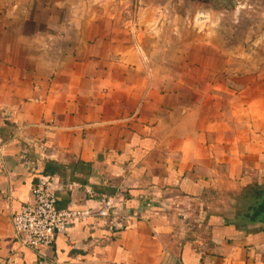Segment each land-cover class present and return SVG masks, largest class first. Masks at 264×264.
<instances>
[{
  "label": "crops",
  "instance_id": "0c3cea01",
  "mask_svg": "<svg viewBox=\"0 0 264 264\" xmlns=\"http://www.w3.org/2000/svg\"><path fill=\"white\" fill-rule=\"evenodd\" d=\"M83 1L0 0V264H264V221H247L264 196V0H236L235 30L245 8L262 20L248 46L189 43L177 75L152 17L120 25L116 0ZM41 180L59 209L110 216L20 247L12 219Z\"/></svg>",
  "mask_w": 264,
  "mask_h": 264
},
{
  "label": "rangeland",
  "instance_id": "374dc122",
  "mask_svg": "<svg viewBox=\"0 0 264 264\" xmlns=\"http://www.w3.org/2000/svg\"><path fill=\"white\" fill-rule=\"evenodd\" d=\"M82 4L84 8L89 6L87 0H84ZM112 7L115 10L125 9L127 11L124 12L125 16H120V14L115 16V22L120 25L130 22L131 26L137 27L140 21L143 24L146 19L152 17L156 29H162L158 32L159 38L157 39L161 38L160 41L165 43L164 50L162 49L157 56L162 57L163 51V53L175 57L173 63L163 65L165 66L163 68L165 72H171L175 75L187 72V56L190 52V50L188 52L189 43L202 42L212 39V37L218 40L220 33L222 38L227 40V50L234 51L235 46L242 41L246 42L247 46L249 45L251 33L247 30V27L251 23H262L258 14H255L249 8H245L243 15L239 17L240 19L243 18V22H239L243 25V28L235 30L237 27L234 21L235 12L218 8L211 0H116L108 8ZM140 7L142 9L148 8L149 12H143L140 16ZM236 7H240V5ZM151 12L153 13L151 14ZM146 13L149 14L146 15ZM220 25L222 27L221 31L218 28ZM213 29H216L215 33ZM132 32V36L135 37V32ZM134 39L137 40L138 38L135 37Z\"/></svg>",
  "mask_w": 264,
  "mask_h": 264
},
{
  "label": "built area",
  "instance_id": "2783aa9c",
  "mask_svg": "<svg viewBox=\"0 0 264 264\" xmlns=\"http://www.w3.org/2000/svg\"><path fill=\"white\" fill-rule=\"evenodd\" d=\"M111 210L110 202H106L105 208L95 213L59 209L55 191L48 181L41 180L19 213L13 217L12 227L20 247L41 254L72 221L82 222L91 216L106 218L110 216Z\"/></svg>",
  "mask_w": 264,
  "mask_h": 264
},
{
  "label": "water",
  "instance_id": "95a60500",
  "mask_svg": "<svg viewBox=\"0 0 264 264\" xmlns=\"http://www.w3.org/2000/svg\"><path fill=\"white\" fill-rule=\"evenodd\" d=\"M212 3H214L216 5V7L224 9V10H233L236 6V0H211ZM258 204L254 205V207L251 208L247 221L248 224L251 225H256V224H260L264 221V211H260L261 207L264 206V196H263V200L261 201L258 200ZM256 210H258L259 212H261L257 217H254ZM255 218V219H252Z\"/></svg>",
  "mask_w": 264,
  "mask_h": 264
},
{
  "label": "trees",
  "instance_id": "16d2710c",
  "mask_svg": "<svg viewBox=\"0 0 264 264\" xmlns=\"http://www.w3.org/2000/svg\"><path fill=\"white\" fill-rule=\"evenodd\" d=\"M251 210V209H250ZM250 210H249V212H250ZM249 212L247 213L248 215H249ZM256 215V214H255ZM255 215H254V217H255ZM252 219H255V218H252Z\"/></svg>",
  "mask_w": 264,
  "mask_h": 264
}]
</instances>
